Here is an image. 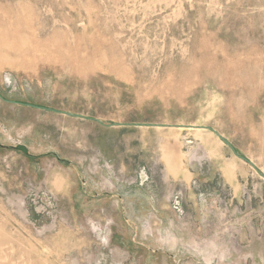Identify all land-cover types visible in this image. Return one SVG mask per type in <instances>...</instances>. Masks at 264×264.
Instances as JSON below:
<instances>
[{
	"label": "rangeland",
	"instance_id": "rangeland-1",
	"mask_svg": "<svg viewBox=\"0 0 264 264\" xmlns=\"http://www.w3.org/2000/svg\"><path fill=\"white\" fill-rule=\"evenodd\" d=\"M0 95L264 174V0H0ZM0 264H264V179L0 100Z\"/></svg>",
	"mask_w": 264,
	"mask_h": 264
},
{
	"label": "water",
	"instance_id": "water-1",
	"mask_svg": "<svg viewBox=\"0 0 264 264\" xmlns=\"http://www.w3.org/2000/svg\"><path fill=\"white\" fill-rule=\"evenodd\" d=\"M0 100L8 103V104H12V105H17V106H24V107H30V108H34L37 110H42V111H46V112H52V113H56V114H61L64 115L66 117L69 118H75V119H81V120H86V121H93L95 123H97L98 125L104 127V128H120V127H145V128H175V129H188V130H195V129H201V130H206L211 132L216 138H218L227 148H229L232 152V154L240 161L244 162L245 164H247L256 174L259 178L264 179V174L261 173L257 167L251 162L249 161L247 158H245L244 156L239 155L236 150L234 149V147L227 141L225 140V138H223V136L221 134H219L217 131H215L214 129L210 128V127H195V126H166V125H151V124H104L103 122H101L98 119H92V118H87L78 114H73L70 112H61V111H56V110H52V109H48V108H44V107H39V106H34V105H30V104H25V103H20V102H16V101H8L5 100L4 98L1 97L0 95Z\"/></svg>",
	"mask_w": 264,
	"mask_h": 264
}]
</instances>
